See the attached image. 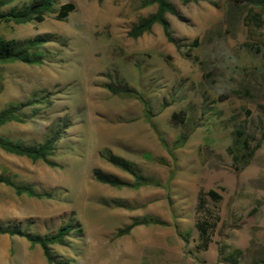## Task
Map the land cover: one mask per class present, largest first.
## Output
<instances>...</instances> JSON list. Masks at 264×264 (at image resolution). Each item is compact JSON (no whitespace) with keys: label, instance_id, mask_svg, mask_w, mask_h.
I'll return each mask as SVG.
<instances>
[{"label":"rangeland","instance_id":"1","mask_svg":"<svg viewBox=\"0 0 264 264\" xmlns=\"http://www.w3.org/2000/svg\"><path fill=\"white\" fill-rule=\"evenodd\" d=\"M167 1L173 42L158 24L128 37L156 11L145 0H54L42 22L0 23L3 39L46 40L39 65L0 63V112L12 109L0 138L26 147L58 138L55 167L0 149V176L47 195L0 184V227L17 232L0 235V264H264V5ZM67 3L74 10L58 20ZM235 139L255 149L242 168ZM96 170L146 184L112 187ZM199 221L214 222L205 249ZM66 224L53 263L24 237Z\"/></svg>","mask_w":264,"mask_h":264},{"label":"trees","instance_id":"2","mask_svg":"<svg viewBox=\"0 0 264 264\" xmlns=\"http://www.w3.org/2000/svg\"><path fill=\"white\" fill-rule=\"evenodd\" d=\"M7 0H0V8L6 5ZM100 1V0H97ZM182 3H189L191 1L197 0H180ZM235 3H245L252 2L255 5H264V0H231ZM54 0H31L27 4H23L20 7H12L7 12H0V23L1 22H12L16 25H25L31 22H42L45 13H49L53 9ZM147 5H156V11L149 17L141 19L137 24L133 25L128 32V37L138 38L144 33L150 31L152 26L158 24L162 27L163 33L169 42H173V39L169 33V23L166 20V14H174V8L170 2L167 0H145ZM74 10V6L71 3L64 4L60 7L57 12V19H65L69 13ZM44 38L35 37L31 40H25L23 42H18L15 40H6L0 37V63H12L21 62L28 65H39L42 62L43 55L39 51V47L45 43ZM111 93L116 94L117 91L112 87H108ZM124 93H130L128 88H124ZM12 119V109H6L0 112V125ZM58 138L54 137L46 141L45 143L37 147H26L17 143L0 138V149L5 153L12 154L18 157H25L31 161H43L48 165L55 167L52 162H49L48 158L53 155L54 144ZM235 153L233 155L234 165L241 164L242 168L248 161L252 158L255 149H249L246 141L235 139L233 142ZM110 162L126 171H130V165L127 162L120 160L119 158H110ZM239 169V168H237ZM94 178L97 182L102 184H107L112 187L122 188L128 187L137 189L142 185L146 184V181L136 176L135 184H126L119 181L116 178L107 176L103 174L100 170L94 172ZM0 184L10 187L16 195H25L27 197L42 198L47 197L46 194L41 195L36 193L31 187H26L15 183L13 180L0 176ZM208 195L212 197H219L212 191L208 192ZM214 202V201H213ZM198 211L203 213L205 211L204 199L198 198ZM137 224L134 223L127 226L124 230L118 232L117 236H122L127 234L133 226ZM214 226L213 223H204V221H199L196 224V229L198 231L199 246L205 249L209 243L208 229ZM71 231V226L66 224L60 227L55 234L51 236H30L25 235L24 237L30 242L31 246L38 245L47 260L48 263H53L54 258L51 254L50 247L54 244H61L64 237ZM15 235L17 232H10L4 230L0 227V235Z\"/></svg>","mask_w":264,"mask_h":264}]
</instances>
